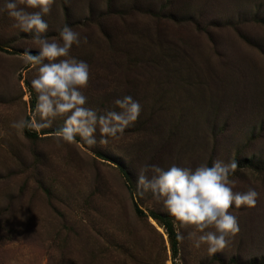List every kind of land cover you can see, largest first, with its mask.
Returning <instances> with one entry per match:
<instances>
[{
	"label": "rangeland",
	"instance_id": "obj_1",
	"mask_svg": "<svg viewBox=\"0 0 264 264\" xmlns=\"http://www.w3.org/2000/svg\"><path fill=\"white\" fill-rule=\"evenodd\" d=\"M43 19L49 40L65 24L88 38L70 49L90 66L87 107L119 110L114 101L131 96L142 111L107 144L98 130L94 145L58 144L59 117L30 129L51 132L39 138L12 128L38 119L40 65L24 54L39 48L0 11V264H264V0H55ZM216 159L237 161L233 191L260 196L233 204L240 231L209 256L192 228L138 193L137 177L145 163L194 170ZM151 212L183 235L177 259Z\"/></svg>",
	"mask_w": 264,
	"mask_h": 264
},
{
	"label": "clouds",
	"instance_id": "obj_2",
	"mask_svg": "<svg viewBox=\"0 0 264 264\" xmlns=\"http://www.w3.org/2000/svg\"><path fill=\"white\" fill-rule=\"evenodd\" d=\"M55 0H5L3 9L14 20L13 27L33 33L39 55L29 51L24 62L40 65L38 76L31 81L38 93L35 114L38 119H20L11 123L17 130L46 129L56 118L64 119V126L56 133L57 143H72L76 135L88 145L96 144L95 133L119 139L120 135L139 118L142 106L131 96L114 101L119 110H99L87 107V98L81 89L88 86L90 66L87 62L70 56L73 45L87 44V36L64 25L58 28L60 40H49L41 34L48 30L44 15L51 13ZM23 5L24 7H21ZM33 9L36 11H28ZM47 60V63L44 61ZM235 159L213 161L212 166L200 164L194 170L173 164L167 170L145 163L139 170L137 190L140 195L151 192L164 209L175 218L181 228H192L188 239L195 248L207 245L209 256L228 247L231 237L239 231L238 219L229 210L247 206L255 207L260 194L253 187L246 191H233L237 183L230 179L237 170ZM214 229V230H208ZM178 239L183 240L182 234Z\"/></svg>",
	"mask_w": 264,
	"mask_h": 264
},
{
	"label": "trees",
	"instance_id": "obj_3",
	"mask_svg": "<svg viewBox=\"0 0 264 264\" xmlns=\"http://www.w3.org/2000/svg\"><path fill=\"white\" fill-rule=\"evenodd\" d=\"M97 25L101 27V21L97 22ZM32 55H36L35 53H31ZM35 101L33 100L32 102V110H34L35 108ZM51 132H47V131H42L40 133H37L36 131H31L28 128H24V134L26 137L29 138H39L40 135H46L49 134ZM99 157H102L103 155H98ZM105 159V158H104ZM135 212L138 216H144L145 213L142 209H140L138 207V205H135ZM150 216L160 225L163 227V229L165 230L168 239H169V243H170V249L172 252V258L175 260L178 257L179 254V250H180V242L181 239H178V231L175 228L174 225V221L173 219L168 216L167 214L164 213H156V212H151Z\"/></svg>",
	"mask_w": 264,
	"mask_h": 264
}]
</instances>
